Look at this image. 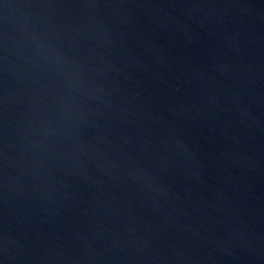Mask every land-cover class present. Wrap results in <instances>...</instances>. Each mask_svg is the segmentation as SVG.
<instances>
[{"label":"water","instance_id":"95a60500","mask_svg":"<svg viewBox=\"0 0 264 264\" xmlns=\"http://www.w3.org/2000/svg\"><path fill=\"white\" fill-rule=\"evenodd\" d=\"M0 264H264V0H0Z\"/></svg>","mask_w":264,"mask_h":264}]
</instances>
